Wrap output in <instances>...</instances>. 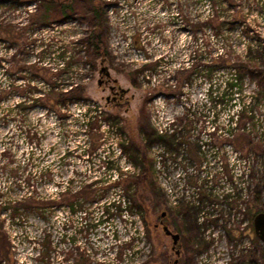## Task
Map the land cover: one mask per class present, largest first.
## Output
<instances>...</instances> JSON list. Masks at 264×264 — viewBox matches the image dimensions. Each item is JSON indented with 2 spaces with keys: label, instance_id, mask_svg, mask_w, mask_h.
<instances>
[{
  "label": "rangeland",
  "instance_id": "obj_1",
  "mask_svg": "<svg viewBox=\"0 0 264 264\" xmlns=\"http://www.w3.org/2000/svg\"><path fill=\"white\" fill-rule=\"evenodd\" d=\"M58 3L0 0V90L13 86L0 101L5 114L0 116V206H21L14 219L0 211V264H167L165 255L171 264H203L204 258L264 264V243L254 229L255 215L264 211V153L255 147L245 156L238 141L220 150L230 116L257 95L258 120L250 137L264 145V82L244 74L255 66L264 70V0H77L68 15L60 13ZM95 4L104 17L103 56L85 40L96 26ZM226 58L242 68L243 92L231 108L222 107L204 121L198 116L192 126L186 118L194 105L207 101L211 83L198 66L223 65ZM102 61L125 90L121 102H106L108 89L98 84ZM25 65L42 70L19 69ZM145 68L153 71L139 75ZM231 78L232 70H215L212 82L223 88ZM72 88H78L74 100L65 96L61 107L51 102L52 90ZM24 97L34 107L7 115ZM143 111L156 129L180 123L175 134L181 145L172 150L179 167L173 165L174 154L167 156L171 167L158 163L160 146H149L140 131ZM90 116L99 127L90 128ZM200 137L206 143L211 139V155L187 146L188 141L196 148ZM123 148L139 169L122 155ZM108 158L128 175L151 166L146 182L135 188L138 211L114 210L105 219L109 203L124 199L122 188L115 187L93 193L94 201L83 196V209L74 212L71 195L100 179L92 190L119 180L115 170H107ZM38 201L51 203L41 210ZM183 205L187 213L179 212ZM163 211L166 224L181 236L180 255L157 226ZM100 218L97 228L83 227L85 220ZM133 237L134 247L124 249L119 261L117 251Z\"/></svg>",
  "mask_w": 264,
  "mask_h": 264
},
{
  "label": "trees",
  "instance_id": "obj_2",
  "mask_svg": "<svg viewBox=\"0 0 264 264\" xmlns=\"http://www.w3.org/2000/svg\"><path fill=\"white\" fill-rule=\"evenodd\" d=\"M43 1L46 2L47 4L50 3V5L58 3V2H56L58 0H43ZM76 1L77 0H71L69 3H62L61 2L62 5L59 2L58 3L59 5L57 7L61 8L60 13H62L63 15H68L69 12L71 13V12L75 11L76 8H75L74 4H75ZM39 9L40 8H38V10ZM91 11L93 13V19L96 22L95 23L96 26H94V31L92 32V34L90 33L89 34L90 36H88L85 40L88 39L90 41V43L92 44L94 51L97 54H100V55L103 56L104 54L107 53V50L105 49V47L103 45L104 44V42H103L104 41L103 40V31H102V28H103L102 27V23L104 22L103 21L104 20L103 13H102L100 5H98V4L93 5ZM82 41H83V39H82ZM200 56H202V55H200ZM197 57H199V56H196V55L194 56V58H197ZM199 58L201 59V61L205 62L203 57H199ZM226 59H227L226 64H223V65L221 64V65H218V66H216V65H208V64H201L199 62L200 65L198 66V68H199V72L205 74V76H207L208 78L212 77V73H213L214 68H232V69L235 70L236 77L233 80L227 82V89L224 91V93L219 98L221 103L223 102V103H225L227 105V104H229V102H231L233 100V96H234L235 90L240 92V93L243 92V82H244V79H245V75L244 74H250L252 79H255L257 77V79L263 80V81H261V83H263L264 82V70H258L257 66H255L254 68L251 69L250 72L244 71V74H242V72H241L242 68H238V65L235 64L234 62L232 64H228V62H229L228 58H226ZM14 64H15V62H14ZM34 67L39 69V70H42V69H40V68H38L37 66H34V65L33 66H26V65L25 66H21L19 69L26 71V70H31ZM198 68H197V70H198ZM146 70H147L146 68L144 70H142V71L139 70L138 71L139 75L142 74L144 71L146 72ZM151 71H153V70H151ZM35 77H37V76H35ZM42 78L43 77H41V79ZM188 78H189V74L185 75L184 81L187 80ZM12 87H10V91L9 92H3V91L0 90V101H1V98L4 95V93L5 94H7V93L11 94L12 93ZM77 89L78 88H76V89L72 88L71 90H68L66 92H59V93L54 92L56 90H52L51 93H53L52 95L54 96V98L51 99L52 100L51 102L53 104L59 103L60 107H61L62 103H65L64 100H66L67 98H69L70 100L71 99H73V100L75 99L74 95H75V92L77 91ZM63 97H65V99H63ZM26 99L27 98H25L23 101L15 104L14 108H8L5 111L6 114L7 115H13L14 112H16V111H20L19 113L22 114V112H25L26 110L31 109L32 107H34L35 104L34 103L30 104L29 102H27ZM252 100L253 101H252L251 104H244V106H242L241 109L239 110L236 127L229 128V130L231 132L236 131L235 137L230 140L231 143L235 144L236 141H238V143L240 142L241 146H236L235 145L238 149H240V151L244 150L243 146H245L246 149L244 151H246V153H247V155H245V156H248L253 151L255 152L256 151L255 147L258 150L263 151V153H264V145H261V144H258V143L254 142V139L250 137L252 133H251V131H249L250 129L247 126L248 124H252L253 127H254L255 117H256V110H257L258 105L260 104V102L258 101V95L252 97ZM142 114H143V122H142V125L140 127V131L146 134L148 142H149L148 143L149 146L151 144H155V143H162L171 152H173L172 150H176L177 147L178 148L180 147L179 145H181V143H177L178 138H177L176 134H168V133L162 134V133H159V131L156 128H153L152 125L150 124V122L148 121V114L145 111H143ZM195 114L197 115V112H195ZM2 115H5V114H3V112H1L0 116H2ZM88 123H89V126H90L91 129L95 128L96 125L99 127L98 119L95 118V117L90 116V118L88 120ZM239 131H242V134L239 135L238 134ZM189 148H190V150L196 151V153H198L197 145H196V148L193 149L192 144H190ZM123 153H124V155L129 157L130 161L132 163H134V165L136 167L139 168L138 163L135 164V162H133V160H131V158L129 156V153H128V151L125 148H123ZM143 157L146 159V153L145 152L143 153ZM113 167L114 166H112V165L107 163V170L108 171L113 170ZM150 169H151V166L150 167L148 166V167L144 168V173H142V174H131V175H128L122 170L121 167L115 168V171L118 173V176H119V178H118L119 180L118 181H116L115 183H112V184L109 183L105 187L99 188L98 190H92V187H93V185H96V184L100 183L101 181H103L102 179H100V181L96 182L95 184H90V185L86 186L84 190H79L75 194L71 195V198H69V204L71 205L70 207L72 208V210L74 212L77 211V209L78 210L79 209H83V205H82L83 200H85V199L86 200L90 199V201H94L95 200L96 195H94L95 197L94 196L91 197V195L93 193L95 194L98 191H101V192L104 193V192L109 191L111 188L121 187L122 190L124 191V199L122 201L123 204H122V202L120 200H117V199H115L113 202H110L109 205L105 208V210H103V214H105V219H108V217H110L113 214L114 210L116 212H124L125 210L131 209V211L133 213H136L138 211L137 207H140V206H137V204L135 203V201H136V199H135V188L137 187V185H139L140 182H142V183L146 182V178H147V176L149 174V170ZM29 181H31V179ZM83 196H84L85 199H83ZM79 200H81V201L79 202ZM32 202L36 203L35 201H32ZM50 203L51 202H40V201H38V204H37L36 207L41 209V210L42 209H47L46 206H49ZM58 205L62 206V203H60ZM20 207H21L20 204L10 205V206H8L6 208H3L2 206H0V211L2 209H5L7 211V213H9L11 215V218L14 219L17 216H19L18 214H19ZM24 207H25V205H24ZM179 212L180 213H187L188 212V208L186 207V205H183L182 207H180L179 208ZM139 215H140V213H139ZM102 222H103V220H101V218L96 223L88 222V221L85 220V224H83V227L85 226L86 230L88 228L92 229L93 227L97 228L99 225L102 224ZM135 239L136 238L133 237L128 244L125 243L122 246V249L120 251H117V255H118V260L119 261H123L124 249H130V247L131 248L134 247L133 244L135 242ZM201 248H202V245H201ZM190 249L191 250L194 249L193 246L189 247V250ZM188 255H190V254L188 253ZM165 258H166V263L167 264H171L170 261L168 260V256L167 255H165ZM254 262H255L254 264H260V262H257V261H254ZM147 263L148 262H145L144 264H147Z\"/></svg>",
  "mask_w": 264,
  "mask_h": 264
},
{
  "label": "built area",
  "instance_id": "obj_3",
  "mask_svg": "<svg viewBox=\"0 0 264 264\" xmlns=\"http://www.w3.org/2000/svg\"><path fill=\"white\" fill-rule=\"evenodd\" d=\"M211 13V12H210ZM130 14H133V12H131ZM211 18H214V13H212V14H210V15H208V17H207V21L205 20V22L207 23H209V21L211 20ZM138 41V40H137ZM139 41L140 42H142V40L141 39H139ZM194 56H195V54H194ZM194 56L192 57V58H194ZM206 57V56H205ZM204 59H207V58H204ZM222 69H228V70H232L233 71V76H234V78L236 77V75H235V70L234 69H232V68H214V70H213V73H212V77L211 78H209L210 79V81H211V83H210V90H209V93H208V97H207V101L206 102H203V104H202V107L200 106V105H198L197 107L194 105V108H193V111H192V113L190 114V116H189V118H186L187 120H189V122L191 123V125L193 126V121H197V120H195V119H197L196 117H202L201 118V120L202 121H204L205 120V118H206V120H207V118L211 115V113L212 114H216V115H218L219 114V109H221L222 107H229V108H231L230 106H232L233 105V102L235 101V98L237 97H240V95L242 94V93H240V92H238V91H236L235 90V93H234V96H233V100L231 101V102H229V104H225V103H221V101L219 100V98L221 97V95L224 93V91L227 89V82L228 81H231V80H233L234 78H231V79H229L227 82H225L224 83V85H223V88H222V84H217V85H215V84H213V74H214V71L215 70H222ZM161 69L159 68V70L158 71H160ZM147 71V70H146ZM149 72H146L145 73V75L144 76H149V73H151L152 71L151 70H148ZM147 74V75H146ZM77 85V84H76ZM73 87V86H72ZM212 94V95H211ZM252 99H251V101L248 103V104H251L252 103ZM203 106H204V108H203ZM241 107H242V105L240 106V108L236 111V112H234L231 116H230V118H229V122H228V125L227 126H225L224 128H223V132H224V137H223V139H224V141H225V143L222 145V146H224V150H225V144L228 142V143H230L229 141L231 140V139H233L234 137H235V135H236V131H234V132H231L230 130H229V128H234V127H236V124H237V118H238V113H239V110L241 109ZM218 109V110H217ZM195 112H197V115L195 114ZM190 117H192V118H190ZM204 119V120H203ZM257 120H258V118H256L255 117V124H254V127H253V125L252 124H248L247 126H248V128L250 129L249 131H251L253 128L254 129H256V123H257ZM179 122L176 124L175 123V121H173V122H171V124H167L165 127H159V128H157V130L159 131V133H162V134H166V133H168V134H175V131H178V132H180V130L181 129H178V126H179ZM191 131L192 130H190L189 132L191 133ZM208 135H210V134H208ZM199 139V140H198ZM197 139V147H198V153H206L207 155H211L212 154V152L214 151V146H213V144H212V142L209 140V143H208V141H207V143L204 141V140H202L201 139V137L200 138H198ZM222 141V139H220V142ZM188 144L190 145L191 143L190 142H188L187 141V146H188ZM156 145H159L160 146V159H159V161H158V163L160 162V163H162L166 168H169V167H171V166H169V165H167V161H168V157L167 156H169V155H171V154H174V156L172 157V160H173V165H175V166H177V167H179L178 166V164H176V163H178V161L176 160V158H175V153H173V152H171V151H169L167 148H166V146L164 145V144H162V143H156ZM221 146V145H220ZM207 147V149L205 150V148ZM235 149L236 150V152H238V149L233 145V147H232V149ZM183 151H185V150H183ZM121 153H122V155H124V153H123V150H121ZM202 155H204V154H202ZM124 156H126V155H124ZM166 156V157H165ZM206 161V160H205ZM207 162V161H206ZM108 164H110V165H112V166H114L113 167V170H115V168H118V166H115V164H114V160L112 159H110V158H108V162H107ZM132 163V162H131ZM205 163V162H204ZM107 165V164H106ZM187 166V165H186ZM221 166H222V169H226L227 168V163H226V161H225V159L224 160H221ZM107 167V166H106ZM137 168V167H136ZM137 169H139V168H137ZM221 174H224L223 172L221 173ZM189 172H186L185 173V178H187V177H189ZM207 176L209 177V173H207ZM241 178V177H240ZM235 180V179H234ZM241 180H242V178H241ZM236 181V180H235ZM243 181V180H242ZM196 187H198V186H196ZM184 192V191H183ZM235 195H236V200H235V202L237 201V199H238V193L236 194L235 193ZM219 196H222V195H220L219 194ZM224 196H226L227 198L230 196V194H228V193H224ZM175 201H176V204H178L179 202H180V199H178V196H175ZM178 202V203H177ZM125 211H127V210H125ZM213 211L214 210H212V213H213ZM204 212V211H203ZM202 216H204V215H202ZM209 233L211 232V230H209L208 231ZM216 232H217V230H216ZM212 236H214V237H216L217 236V234L216 233H213L212 234ZM202 259H203V257H202ZM202 262L204 261L205 262V264H217V262L216 261H214V260H209V259H207V258H204L203 260H201ZM204 262H203V264H204ZM228 263V262H227Z\"/></svg>",
  "mask_w": 264,
  "mask_h": 264
},
{
  "label": "water",
  "instance_id": "obj_4",
  "mask_svg": "<svg viewBox=\"0 0 264 264\" xmlns=\"http://www.w3.org/2000/svg\"><path fill=\"white\" fill-rule=\"evenodd\" d=\"M100 74L111 77L110 69L106 65H104L103 68L100 70ZM115 82H117L116 79H115ZM121 90L122 92L125 93L124 89L121 88ZM166 214H167L166 211L162 212L163 217H165ZM254 228H255L256 235L259 237L260 241L264 243V211H260L255 215ZM163 230L166 233V235L172 238V242H173L172 249L176 252L177 255H180V250L177 247L181 239L180 234L177 232H174L167 224L163 225ZM175 263H178V259L175 260Z\"/></svg>",
  "mask_w": 264,
  "mask_h": 264
},
{
  "label": "flooded vegetation",
  "instance_id": "obj_5",
  "mask_svg": "<svg viewBox=\"0 0 264 264\" xmlns=\"http://www.w3.org/2000/svg\"><path fill=\"white\" fill-rule=\"evenodd\" d=\"M58 1H60V3L61 2L62 3H69L71 0H58ZM104 65H105V63L102 61L100 70L103 68ZM100 70H99V76L100 77L98 79V84L100 86H104L105 89H108V94L105 97L106 98V102L107 103H109L111 101L112 102H121L123 100V98H124L125 93L122 92V90L119 87V85H116V83L113 81V79L111 77H109L107 75L100 74ZM224 143H225V141H224V139H222V141L220 142V145H221L220 146V150H224V146H222ZM166 216H167V214H166ZM166 216L163 217L162 214H161V218H160V221L157 224V226L161 225L163 227V225L166 224V222H165Z\"/></svg>",
  "mask_w": 264,
  "mask_h": 264
}]
</instances>
